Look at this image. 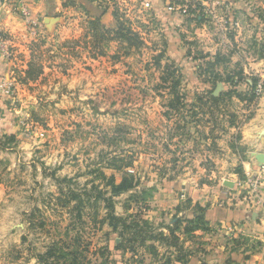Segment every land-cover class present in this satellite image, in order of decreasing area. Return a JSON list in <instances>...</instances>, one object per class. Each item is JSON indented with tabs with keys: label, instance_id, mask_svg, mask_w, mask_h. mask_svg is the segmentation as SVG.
I'll list each match as a JSON object with an SVG mask.
<instances>
[{
	"label": "rangeland",
	"instance_id": "374dc122",
	"mask_svg": "<svg viewBox=\"0 0 264 264\" xmlns=\"http://www.w3.org/2000/svg\"><path fill=\"white\" fill-rule=\"evenodd\" d=\"M187 1L197 10L181 15L170 9L176 8L173 2L163 0L166 12L185 22L176 43H169L167 30L150 14H128V4L114 6V28L95 30L91 21L85 25L75 18L69 32L70 27L43 24L34 33L27 29L23 50L36 75L27 81L23 53L11 41L17 61L3 62L16 86L12 97L0 96L16 127L10 133L15 140L1 135L0 143L3 151L13 149L0 156V264H43L39 255L73 238L92 260L107 248L109 264H166L168 258L170 264H184L176 260L172 240L148 243L152 249L139 248L136 256L115 249L119 238L104 221L103 203L88 202L84 194L96 185L109 197L108 178L119 183L123 172L139 186L114 198L116 216L141 213L155 234L167 237L179 222L175 234L189 253L186 264H264V189L239 186L246 175L236 128L254 114L257 103L237 95L254 97L258 83V101L264 99V0ZM117 22L140 45L129 48L116 40ZM215 58L220 61L213 68L206 64ZM250 65L261 71L254 75ZM214 75L230 78L217 82L221 88L214 97L235 95L201 105L197 99L212 89L208 81ZM175 81L183 98L172 107ZM112 158L122 161L117 166L130 165L118 171ZM229 178L235 182L226 200L221 191L228 188L219 183ZM143 188L150 194L146 210L130 198ZM181 189L192 194L204 189L201 200L211 198L206 209L216 198L226 207L245 209L247 216L210 224L198 203L191 207L189 199L174 197ZM71 191L82 195L79 210ZM191 212L203 213L205 231L183 234L191 227Z\"/></svg>",
	"mask_w": 264,
	"mask_h": 264
},
{
	"label": "crops",
	"instance_id": "0c3cea01",
	"mask_svg": "<svg viewBox=\"0 0 264 264\" xmlns=\"http://www.w3.org/2000/svg\"><path fill=\"white\" fill-rule=\"evenodd\" d=\"M16 2L18 5L23 4L29 9L31 23H28L18 14L17 11L13 10L15 6H6L4 5V0H0V33L4 35V38L13 41V44L15 46L20 47L18 52L23 53V60L25 61V64H23V68L26 71L28 70V66L31 63L32 58L31 56H28L29 54L27 53V51L23 50L24 46H26L27 43V41L24 40L23 36L25 31L29 29V26H31V24H33L35 28L38 29L42 24L47 29H50L51 27L60 28L61 26H63V29L66 30V28L70 27L68 31L66 30L67 32H69L72 31L73 27H75L77 21H81V19H83L85 20L83 21L85 22V25H87L88 21L99 20L100 24L105 29L114 28V6L117 7V5L121 4H125L126 7L128 4V10L126 11L128 12V14H150V17H153V20H155V22L157 21L158 23H160L162 29L164 28L165 30H167V37H169L170 40L169 43L173 41L176 43V31L182 33L185 24L182 17H179L177 15H170V13H167L165 11L163 0H112V3L114 4L113 6L108 3V0H16ZM75 18H77V21ZM230 55L231 54H229L228 57H230ZM212 59H214L213 55H211V60ZM253 66L254 65H250L249 71L254 72V75H256L255 73L257 71L259 73L261 70H254ZM254 67L259 66L256 65ZM8 68L9 64H6L0 59V84L1 82L8 80ZM36 82L37 81H35V83ZM25 87L22 86L20 89L18 88L17 91L21 93L22 91H24V89H26ZM8 108L9 107L3 103V99L0 96V143L4 140L1 135H7L10 137V139L15 140L14 137L10 136V133L14 131L16 127L15 121L13 119L14 113L8 111ZM253 113L254 114L248 119L246 118V122L243 123L240 128L236 126V128L240 129L239 131H241V140L239 142V146L242 145L243 147V150L241 149L242 152L240 154H243V156L245 157V160L241 163L243 166L242 172L245 175L247 173H252L258 170L260 167L264 166L258 164V162L256 161V156L258 154H264L263 98H261L259 101L257 100L256 108ZM1 148L3 147H0V156H2L7 150H13L10 147L5 148V150L3 151L1 150ZM229 148L230 147L228 146V151H231ZM232 151L234 154V149H232ZM234 182L235 180L230 178L220 179L219 185L221 186L222 184H224L225 187L228 188L226 190L227 192H224L223 190L221 191V195L224 199L229 200L228 198L229 196H231V194H229V190L232 189V187L230 188L228 184L233 185ZM193 190L194 194H192V191L190 193V191H183L181 189V193H177L174 197H176V199H180V201L183 198L187 200L189 199L188 201L189 203H191V207H194V205L198 203L200 207L205 209L204 215L207 221L210 222V224L215 222H231L235 221L236 219L240 220L246 218L247 214L245 209L242 208V210H234L233 208L226 207L227 205H224L226 204V202L216 201V198L212 199L211 205L206 209L207 205L205 204H208L211 198L205 197L204 200H201V198L203 197L201 196V193L204 191V189ZM166 197L170 198L171 193ZM191 207H189V209ZM184 213L186 214V212ZM192 215L193 213L191 212V216Z\"/></svg>",
	"mask_w": 264,
	"mask_h": 264
},
{
	"label": "trees",
	"instance_id": "16d2710c",
	"mask_svg": "<svg viewBox=\"0 0 264 264\" xmlns=\"http://www.w3.org/2000/svg\"><path fill=\"white\" fill-rule=\"evenodd\" d=\"M91 25L95 27V30H99L101 26L99 20L91 21ZM104 29V28H102ZM115 34V39L119 42L124 43L127 47H136L140 45V42L136 40V35L134 36L131 33V30L127 28L123 23L117 22V26L115 30H113V35ZM219 59L215 58L213 62H207L206 64L213 68L217 63H219ZM33 66L30 63L28 66V70L25 73V79L24 81H27L28 79L35 78L36 75H33ZM211 80L208 81L209 84L212 85V89L206 93V97L201 96L199 97L198 103L201 105H206L209 102H218L219 99L224 98V96L231 97L235 95V91L227 92L226 94H219L218 97L213 96V92L216 88L217 82H229L230 78L224 79L221 78L219 75H214L213 78H210ZM164 82L166 81L165 78H163ZM178 81H175V83L172 85L173 87L170 89V94L172 96V100L170 106L175 107L176 105H180L182 102V96L179 93V91H176L178 87ZM233 84L234 82H230ZM239 99L246 101L247 103L253 102L254 97L252 96L250 99H243L239 94L237 95ZM113 167L117 169L118 171H121V169L127 167L129 164L125 166L118 165L117 163L122 162L119 161L117 158H112ZM99 177L101 179H105V176L103 173L99 172ZM106 186L110 188V196L106 197V194L103 190H98V186L92 185L91 191L86 192L84 195L86 196V199L88 202L90 200H94L93 204H97L98 201H101L103 203V207L106 210V215L104 218V221L108 222L109 227L112 229L113 233H117V236L119 238V242L116 244L115 249L121 250L123 253H131L132 256H136L138 254L139 248H144L145 250L152 249V247L147 246L148 243H152L155 240H161L164 241L167 245L168 241H173V247L175 248V251L178 256L176 260L183 262L186 264V258L189 253L184 254V248L180 245V238L176 236V232L179 230L178 224L179 222L174 223L175 227L173 229H168L169 236H164V234L159 233L155 234L154 229L150 222L147 220L141 219V213L138 214H127L126 217L122 216H116L114 212L115 204H114V198L120 196L121 194H126L129 192L134 191L139 186V182L136 181L134 178L129 177L125 172L121 174V180L119 183H116L114 180V176H111L108 178ZM92 192V193H91ZM130 197L133 202L141 203L140 207L144 208L145 210L148 209L147 206H145V200L147 199L149 194V190L147 189H141L139 190V194H131ZM82 195L76 192H70L71 199H78V204L75 206L78 210L82 206V202L80 200V197ZM129 208H127L128 210ZM203 214V213H202ZM198 215L197 213H193V217L191 220H186L191 227H185L182 232L183 234H192L194 231L204 230V222L203 215ZM179 243V244H177ZM104 253H101V256L96 258V260H92L88 255L84 254L83 250L80 249V242L79 238H73V242L71 244H67L66 240H59L58 242H55L52 244L48 250L42 254L39 255V261H41L43 264H109L108 256L110 252L107 248H104ZM183 254V255H181ZM166 264H170V258L167 259Z\"/></svg>",
	"mask_w": 264,
	"mask_h": 264
},
{
	"label": "built area",
	"instance_id": "2783aa9c",
	"mask_svg": "<svg viewBox=\"0 0 264 264\" xmlns=\"http://www.w3.org/2000/svg\"><path fill=\"white\" fill-rule=\"evenodd\" d=\"M166 3L168 2H173V6H176V8L172 7L170 9H175L179 11L181 15L188 14V9L190 10H197L195 5H188L187 0H165ZM177 1H182V2H177ZM202 4H204L202 2ZM4 5L6 6H12L14 7L13 10L17 11L18 14L25 19L28 23H31L30 20V12L29 9L22 5H18L16 0H4ZM169 7V5H168ZM29 26V25H28ZM35 26L31 24L29 26V33H34L35 31ZM0 59L2 61H17L16 60V54L12 51V45H11V40L4 38V35L0 33ZM15 86L16 83L14 80L8 79L0 84V92L2 97L10 98L12 97L14 91H15ZM262 91V86L261 84L256 85L255 87V92H254V98L257 101L260 98V94ZM239 186H246L254 191L257 189H264V166L260 167L258 170L254 171L253 173H247L246 174V180L242 183L239 184ZM258 192V191H257ZM253 192V193H257Z\"/></svg>",
	"mask_w": 264,
	"mask_h": 264
},
{
	"label": "water",
	"instance_id": "95a60500",
	"mask_svg": "<svg viewBox=\"0 0 264 264\" xmlns=\"http://www.w3.org/2000/svg\"><path fill=\"white\" fill-rule=\"evenodd\" d=\"M220 88H221V86L218 84L216 86L215 93H218ZM256 161L258 162V164L264 165V154H258L256 156ZM228 186L231 187V184H228Z\"/></svg>",
	"mask_w": 264,
	"mask_h": 264
}]
</instances>
